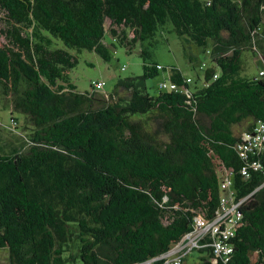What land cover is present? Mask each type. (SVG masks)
<instances>
[{"label":"trees","instance_id":"obj_1","mask_svg":"<svg viewBox=\"0 0 264 264\" xmlns=\"http://www.w3.org/2000/svg\"><path fill=\"white\" fill-rule=\"evenodd\" d=\"M0 16V89L31 126L24 144L0 153V250L10 264H145L195 217L214 218L230 170L245 202L227 264H264V152L262 169L243 178L234 130L264 122V78L246 60L260 57L264 70V0H0ZM168 25L211 57L203 78L152 62ZM108 34L128 52L140 45L144 72L108 96L81 93L71 72L83 51L111 60ZM159 71L180 91L152 95L146 83ZM192 255L225 264L212 247L182 264Z\"/></svg>","mask_w":264,"mask_h":264},{"label":"rangeland","instance_id":"obj_2","mask_svg":"<svg viewBox=\"0 0 264 264\" xmlns=\"http://www.w3.org/2000/svg\"><path fill=\"white\" fill-rule=\"evenodd\" d=\"M105 26L109 32L111 27L109 20L106 21ZM6 28V22L0 19V41L3 43L7 41L6 37L1 35V32ZM155 41V44L151 47L152 62L161 65L166 70H179L184 76L194 80H197L198 76L203 78L202 67L207 68L211 64V57L205 53L203 48L192 43L187 36H178L172 31L170 25L157 34ZM105 43L109 47L112 56L109 62L89 51H83L79 55V63L71 72V82L77 86L79 92H91L93 81H105L106 86L99 94L102 98L104 97L103 94L108 96L113 93L120 79L138 77L143 74L144 60L140 56V45H137L132 52H128L126 48L117 45V43L114 47L112 46L114 39L110 34L106 35ZM259 58L252 54L246 57L251 75H257L258 70H260L257 66L262 67L261 61H257ZM167 78V71H159L156 77L148 79L146 83L148 91L152 95H157L160 92L159 86ZM119 95L125 97L128 92L120 89ZM11 110L9 101L5 99L3 90L0 89V153L3 151L8 152L12 147H19L24 144L25 138L31 132V126L26 125L24 117L17 113L12 115ZM11 118L17 119V125L14 127L11 126ZM249 122L250 120L242 125L235 126V132L238 134V131ZM220 174L224 173L221 171ZM253 259H257V256H254ZM199 262V256L192 255L186 260L185 264H200ZM0 264H10L7 249L0 250Z\"/></svg>","mask_w":264,"mask_h":264},{"label":"built area","instance_id":"obj_3","mask_svg":"<svg viewBox=\"0 0 264 264\" xmlns=\"http://www.w3.org/2000/svg\"><path fill=\"white\" fill-rule=\"evenodd\" d=\"M259 76L264 78V70L259 72ZM105 86V81L92 82V90L96 92L103 91ZM160 89L180 91L176 84H171L167 80L161 83ZM236 150L242 160L239 173L243 178L250 177L249 169L254 171L262 169L261 162L255 157L264 152V122L258 121L252 130L244 132L241 141L236 145ZM227 173L228 176L222 185L224 195L220 199L214 218L207 220L201 216L195 217L192 231L186 234L181 242L175 244L166 254L145 264H155L157 261H161V264H182L188 255L205 247H212L214 257L222 260L223 263L227 264L231 261L234 253L231 240L235 237L242 220L240 209L245 199L237 201L233 190L234 171L230 170ZM206 239H210V243L204 244ZM214 262L216 263L217 260L214 259Z\"/></svg>","mask_w":264,"mask_h":264},{"label":"crops","instance_id":"obj_4","mask_svg":"<svg viewBox=\"0 0 264 264\" xmlns=\"http://www.w3.org/2000/svg\"><path fill=\"white\" fill-rule=\"evenodd\" d=\"M262 69H263V67L260 68V70H262ZM256 123L257 122L251 120L244 128H242V129H240V131H238V134L242 135L244 133V131L248 130L249 127H252V126L256 125Z\"/></svg>","mask_w":264,"mask_h":264}]
</instances>
